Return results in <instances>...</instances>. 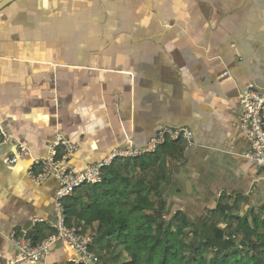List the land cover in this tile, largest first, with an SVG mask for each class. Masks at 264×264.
Masks as SVG:
<instances>
[{"label": "crops", "instance_id": "crops-1", "mask_svg": "<svg viewBox=\"0 0 264 264\" xmlns=\"http://www.w3.org/2000/svg\"><path fill=\"white\" fill-rule=\"evenodd\" d=\"M250 83L264 89V0L6 4L0 130L10 139L0 145V264H30L13 262L10 233L38 240L52 232L58 182H34L28 168L56 133L75 144L68 166L79 171L113 148L145 146L159 126L188 128L191 146L166 142L155 152L165 162L163 216L182 213L200 240L230 246L227 216L264 212V168L240 155L248 142L237 126L238 95ZM18 144L30 155L10 163ZM86 190H77L84 202ZM70 224L95 235L97 221ZM74 255L58 240L35 264H72Z\"/></svg>", "mask_w": 264, "mask_h": 264}, {"label": "trees", "instance_id": "trees-1", "mask_svg": "<svg viewBox=\"0 0 264 264\" xmlns=\"http://www.w3.org/2000/svg\"><path fill=\"white\" fill-rule=\"evenodd\" d=\"M155 152L133 160L115 161L104 170L100 183L86 185V202L83 193L77 191L67 199L68 225L71 226L72 219L85 225L97 221L91 250L96 252L95 245L98 251L124 247L130 260L119 264H264L263 211L255 213L250 209L242 216H227L225 234L228 237L240 235L244 244L233 251L200 240L194 223L182 213L165 221L166 205L160 199L159 190L165 162L160 161ZM155 164L161 175L153 183L142 178L132 182L130 176L137 167L145 172L158 167ZM152 195L158 199H152ZM188 227H192L194 237L189 243L185 242Z\"/></svg>", "mask_w": 264, "mask_h": 264}, {"label": "built area", "instance_id": "built-area-1", "mask_svg": "<svg viewBox=\"0 0 264 264\" xmlns=\"http://www.w3.org/2000/svg\"><path fill=\"white\" fill-rule=\"evenodd\" d=\"M223 74H228L227 71ZM239 115L237 126L246 135L248 148L240 155L256 167L264 168V89L254 83L239 93ZM192 131L185 127L172 128L159 126L156 134L143 147L129 142L122 147L110 150L104 157L87 165L82 170L74 171L68 166L70 155L76 146L65 136L56 133L49 142L47 154L32 160L28 168V176L34 182H42L48 177H55L58 184L54 191L52 232L47 236L33 240L25 234L12 232L8 239L14 249V263L35 262L50 252L56 241H64L74 250L73 264H105L90 246L94 242V235L82 233L79 229L68 225L65 203L75 191L86 185L100 183L104 170L117 160H133L151 154L157 147L166 142H185L193 144ZM10 136L0 130V145L7 143ZM30 155L28 149L18 144L17 151L9 157L10 163H16L20 157Z\"/></svg>", "mask_w": 264, "mask_h": 264}, {"label": "rangeland", "instance_id": "rangeland-1", "mask_svg": "<svg viewBox=\"0 0 264 264\" xmlns=\"http://www.w3.org/2000/svg\"><path fill=\"white\" fill-rule=\"evenodd\" d=\"M155 166H158V164H155ZM159 169L155 167V169L149 170V171H142L140 167H137V169L131 174V180L132 182L139 181L140 178L145 179L148 182L153 183L156 180V177L159 175ZM156 196L152 195V199L156 200ZM165 221L168 222V220L165 218ZM191 230L192 227H188L186 229L185 233V242H192L194 240V237L191 235ZM233 243L230 244L227 248H224L225 250L233 251L238 247H242L244 244L241 241L240 235L233 236L232 237ZM106 246V245H103ZM96 252L97 250V245L94 246ZM223 249V250H224ZM95 252V253H96ZM102 260L106 262V264H119L120 262H125L127 260H130V254L129 252L121 246L115 247V248H104L102 251L97 252Z\"/></svg>", "mask_w": 264, "mask_h": 264}, {"label": "water", "instance_id": "water-1", "mask_svg": "<svg viewBox=\"0 0 264 264\" xmlns=\"http://www.w3.org/2000/svg\"><path fill=\"white\" fill-rule=\"evenodd\" d=\"M13 0H1L0 1V9L4 7L6 4L10 3Z\"/></svg>", "mask_w": 264, "mask_h": 264}]
</instances>
